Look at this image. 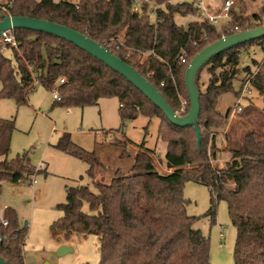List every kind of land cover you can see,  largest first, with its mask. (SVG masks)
Returning <instances> with one entry per match:
<instances>
[{"label":"trees","instance_id":"1","mask_svg":"<svg viewBox=\"0 0 264 264\" xmlns=\"http://www.w3.org/2000/svg\"><path fill=\"white\" fill-rule=\"evenodd\" d=\"M155 1L164 4L156 11V18L149 3H144L139 13L132 12L133 0H0V20L5 15L29 16L84 33L138 69L174 109L179 100L172 92V76L180 93L188 98L185 70L196 54L222 35L234 33L231 29L235 26L240 31L264 24V0L260 12L248 17L232 11L233 18L221 27L222 33L216 25L205 21L190 22L187 28L178 25L176 14L196 11L190 2ZM12 33L16 47L11 43L3 46L0 40V97L13 98L17 105H22L36 84H40L48 90H58L61 98L55 99V104L84 107L97 105L102 98L117 97L123 121L134 119L139 113L163 119L159 134L167 142L168 150L161 163L170 171H160L157 153L142 147L131 172L116 170L109 183L95 180L97 169L103 167L96 150L87 151L74 144L70 134L63 135L58 147L89 165L88 174L96 191L88 185L66 186L67 201L59 205L63 216L55 228L64 231L66 237L97 235L100 264H212L209 239L193 228L197 217L186 211L184 184L195 181L211 192L208 215L213 220L218 201H227L237 228L233 264H264V57L261 61L253 60L256 70L245 69L248 86L261 97L263 106L250 105L247 111L243 107L248 117L241 133L236 131L239 118L231 124L226 133L231 159L224 168L210 162V141L204 133L212 127L226 126L232 108L222 114L217 111V103L225 93L235 92L233 80L239 74L243 50L257 44L264 54V38L221 53L203 67L214 65L209 69L211 75L218 68L225 70L212 78L206 92L199 88V145L194 127L173 125L125 77L74 44L44 32L13 29ZM146 52L148 55L141 62L140 56ZM182 52L187 53V64L179 62ZM243 87L235 92L236 96L242 94ZM144 102L151 107V113L143 110ZM15 130V118H0V197L4 180L16 184L40 171L31 164L28 152L9 157ZM211 142L214 151V137ZM212 154L215 156L216 151ZM85 203L91 213L83 210ZM1 214L8 225L0 223V253L9 264H25L27 228L20 224L15 208L5 207Z\"/></svg>","mask_w":264,"mask_h":264},{"label":"rangeland","instance_id":"2","mask_svg":"<svg viewBox=\"0 0 264 264\" xmlns=\"http://www.w3.org/2000/svg\"><path fill=\"white\" fill-rule=\"evenodd\" d=\"M209 1L212 10L216 12L221 8L223 0H207ZM171 2L174 4L190 2L195 6L197 4L196 0H171ZM262 6L263 0H236L232 11L248 17L253 13H259ZM175 21L178 25L187 28L190 22L197 19L191 13L186 15L179 13L175 15ZM225 22L221 20L216 25L218 32H223L221 27L226 25ZM8 54L12 55L11 52ZM263 57V51L257 44H250L248 50H243L239 61V74L233 80L235 92H240L243 83L247 80L245 69L250 67L256 70L253 60L261 61ZM213 66L208 65L200 71L197 84L202 92H206L212 78L215 79L225 70L223 67L218 68L216 74L211 75L209 69ZM235 92L225 93L219 99L217 108L222 114L226 113L229 107L232 111L235 109L241 97V95L236 96ZM247 96L240 99V105L244 109L250 105L259 108L263 106L261 97L255 91H251ZM183 97L188 99L185 95ZM143 104V110L151 113V107L146 102ZM119 107L120 101L117 97L102 98L99 104L84 107L55 104L53 91L40 84H36L27 102L22 105H17L13 98L0 97V118H15L16 122L9 157L14 158L19 153L28 152L31 164L40 170L31 178L22 179L16 184L4 180L0 197V212H3L4 207L15 208L20 224L27 228L24 246L25 264H100L101 262L97 235L66 237L64 231L55 228V224L63 216V210L59 205L67 201L66 186L88 185L92 191H96L94 180L88 174L89 165L58 147L64 134H70V140L85 150H96L97 157L103 164V167L97 169L95 180L98 182H111L116 170L129 174L138 150L142 147L157 153V167L160 171H170L161 163L168 150L167 142L159 134L163 119L153 115L149 118L139 113L136 118H127L123 121ZM243 112H235V114L232 112L226 126L212 127L209 132H204L210 141L208 154L214 151L217 153L215 159L209 156L213 165L224 168L231 159L226 133L230 130L229 125L238 118L240 121L236 123V131L241 133V129L246 128L248 113ZM213 137L216 142L214 151L211 142ZM65 142L67 143V140ZM183 195L188 200L187 214L197 217L193 228L201 230L209 239L211 263L233 264L237 228L232 223L227 201H218L216 219L213 220L208 215L211 192L206 185L187 181L184 184ZM83 210L91 213L87 203L84 204ZM62 245L71 247L73 251L59 256L57 251Z\"/></svg>","mask_w":264,"mask_h":264},{"label":"water","instance_id":"3","mask_svg":"<svg viewBox=\"0 0 264 264\" xmlns=\"http://www.w3.org/2000/svg\"><path fill=\"white\" fill-rule=\"evenodd\" d=\"M13 29H27L44 32L62 38L91 56L95 57L106 66L125 77L131 84L139 89L163 115L176 127H194L198 144H201L202 135L199 126L201 114V94L197 84V76L203 67L214 57L229 51L237 46L264 38V24L250 29L231 33L207 45L189 62L185 70V86L189 99V110L185 115H178L169 104L164 94L138 69L111 52L99 42L91 39L82 32L71 27L58 24L49 20L29 17L5 15L0 20V39L4 33ZM73 251L69 246L62 245L58 248V255L62 256ZM0 264H9V261L0 253Z\"/></svg>","mask_w":264,"mask_h":264},{"label":"built area","instance_id":"4","mask_svg":"<svg viewBox=\"0 0 264 264\" xmlns=\"http://www.w3.org/2000/svg\"><path fill=\"white\" fill-rule=\"evenodd\" d=\"M168 2L172 3L171 0H169ZM196 2H197L196 6L194 5V7L196 8V11L194 13H191V15L196 17L197 21H199V22L205 21V22H208L210 24L217 25V24H219V22L221 20H225L226 22L224 24H227L233 18L232 9L236 5V0H223L221 8H219V10H216V12H214L212 10V5L210 4V1L207 2V0H196ZM144 3L150 4V6L152 7V14L155 16V18H156V11L159 8L164 6V4L157 3L155 0H133L132 12L139 13L141 11L142 5ZM178 3H183V2H178ZM232 30L234 32H238L239 28L237 26H235L234 28L231 29V31ZM223 36H226V35H222V37ZM0 40H2L3 46H6L7 43H11L15 47L17 46L16 42H15V37L12 33V30L4 33ZM147 55H148V52L143 53V55L140 56L141 62H143V60L147 57ZM179 62L181 64H187L188 63V56H187L186 52H182L180 54ZM171 79H172L173 84H174L172 87V92L177 96V98L179 100V105H178L179 107L177 109H175V111L178 115H185L189 110V101H188V99L184 98L183 95L178 90L177 86L175 85V79L173 76ZM61 81L63 82L64 80L62 79ZM161 85L163 86L164 82H162ZM248 85H249V80H247L246 84L244 85L241 97L238 99L237 105H236L235 109L233 110V114H235V112L236 113L243 112V106L240 105V99L246 97L247 94H249L251 92ZM53 95H54L55 99L60 100L61 97L59 95L58 90H56V89L53 90ZM216 155H217V153L215 154V156L212 154V152L209 153V156L211 158H214V159L216 158ZM220 168H223V166H220ZM0 223L4 226L8 225V220L2 214L0 215ZM2 240H3V237L0 234V242H2Z\"/></svg>","mask_w":264,"mask_h":264},{"label":"crops","instance_id":"5","mask_svg":"<svg viewBox=\"0 0 264 264\" xmlns=\"http://www.w3.org/2000/svg\"><path fill=\"white\" fill-rule=\"evenodd\" d=\"M222 96H223V95H222ZM222 96H221V97H222ZM221 97H220V98H221ZM216 108H217V107H216ZM217 111L220 112V111L218 110V108H217ZM220 113H222V112H220ZM231 124H232V123H231ZM231 124L229 125V128L231 127ZM223 142H225V141L223 140ZM4 208H5V207H4Z\"/></svg>","mask_w":264,"mask_h":264}]
</instances>
